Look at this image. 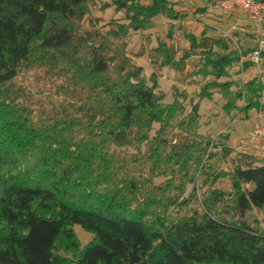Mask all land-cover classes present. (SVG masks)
<instances>
[{"label": "trees", "instance_id": "trees-1", "mask_svg": "<svg viewBox=\"0 0 264 264\" xmlns=\"http://www.w3.org/2000/svg\"><path fill=\"white\" fill-rule=\"evenodd\" d=\"M95 1L0 0V264H264L249 215L264 210V158L218 168L197 108L186 112L175 87L164 102L129 53L130 31L178 18L175 3L109 0L125 17L99 24ZM176 50L161 42L152 67L175 69ZM214 57L217 78L239 61L234 50ZM30 70L55 93L33 96L19 81ZM243 86L245 112L262 85ZM223 177L230 188L213 187ZM76 226L91 234L84 246Z\"/></svg>", "mask_w": 264, "mask_h": 264}, {"label": "rangeland", "instance_id": "rangeland-1", "mask_svg": "<svg viewBox=\"0 0 264 264\" xmlns=\"http://www.w3.org/2000/svg\"><path fill=\"white\" fill-rule=\"evenodd\" d=\"M170 1L175 3L178 18L168 20L162 16H156L146 23L143 29L130 31L128 38L130 55L133 56L136 64L143 68L145 77L153 75L158 79V86L165 93L164 102L172 101L169 90L170 85L175 83L180 88L179 92L182 93L179 100L184 104L185 111H189L191 105L197 108L199 118L196 123V131L201 137L200 139H209V144L206 146V155L215 154L212 162L218 168L228 171L231 165L240 159L247 160L248 157H252L253 160H259L264 158V152L262 151L241 154L234 152L231 148L226 151L221 149L220 142L227 143L230 146L235 143L237 138L245 134L247 129L251 127L255 119V109L258 108L249 109L245 112L240 111L247 97V94H245L247 89L243 86L242 80L239 79V61L230 64L226 76L217 78L209 74L212 70L211 64L215 58L214 54L225 53L233 49H231L232 45L224 39V41L221 40L216 44L214 41L216 38L202 37L204 32L200 33V29H208V33L220 37L221 32L229 31L227 30L228 26L225 25L224 20L216 18L215 12H211V0ZM93 4L90 8L91 15L102 20L99 24L125 17V13L118 10L109 0H96ZM185 7H206L208 12L197 16L199 12L189 13ZM161 42L171 46L174 52L177 49L178 55L185 57L184 60L174 64L173 67L176 70L170 67H161L159 64L152 67L149 56L157 57L160 54L152 50L159 47ZM225 43L227 47L223 50ZM249 68L250 66L246 70H249ZM19 81L35 97L36 91L42 92V95H44L45 93L54 94L56 90V81L49 79L40 70L24 72ZM225 82H227L225 87L219 85ZM239 93H241V96L237 97ZM232 101L237 105L236 108L228 106V103ZM157 126L155 124L154 128ZM223 155H225L224 162L221 160ZM200 176L202 175L196 174L198 178L196 186L201 183L202 178ZM228 181V177H223L213 187L228 190L230 188ZM190 190L191 187H188L184 195H188ZM206 190L205 187L197 188L196 194L201 197L202 192ZM249 215L252 224L264 230V210L252 209ZM74 231L81 246L87 244L91 234L77 226Z\"/></svg>", "mask_w": 264, "mask_h": 264}, {"label": "built area", "instance_id": "built-area-1", "mask_svg": "<svg viewBox=\"0 0 264 264\" xmlns=\"http://www.w3.org/2000/svg\"><path fill=\"white\" fill-rule=\"evenodd\" d=\"M212 7L219 11L237 10L239 14L249 21V32L254 42L253 49L242 53V46L229 32H221L220 37L232 45L234 51L239 54V79L246 82L245 62L250 63L251 75L258 79L262 85L259 97V106L255 109V119L251 125L249 134L240 136L230 148L236 153L264 152V0H214Z\"/></svg>", "mask_w": 264, "mask_h": 264}, {"label": "crops", "instance_id": "crops-1", "mask_svg": "<svg viewBox=\"0 0 264 264\" xmlns=\"http://www.w3.org/2000/svg\"><path fill=\"white\" fill-rule=\"evenodd\" d=\"M213 2H214V0L210 1V4H211L210 10H212L211 12L216 13L215 14L216 18L218 20H224L225 21V25L228 26L227 30H229V32L235 37V39L239 42V44L242 46L243 49L246 50L247 48L248 49L252 48L254 46V42H253L252 36L249 32V21L246 18L242 17L237 10L228 11V12L215 10L212 7ZM180 8L182 9V7H180ZM185 9H187L189 13H193L194 11H195V13L199 12L198 15L196 14L197 16H201L202 14L208 12L206 7H197V8L185 7ZM194 24L196 25V23H194ZM195 25H194V27H195ZM201 32L202 33L204 32L203 35L207 36V37H212V36L218 37L217 35H212V33H208L209 32L208 29L206 30V29L202 28V29H200V33ZM231 49H233V48L231 47ZM249 75H251L250 71L246 70V75H245L246 82L249 80H252L254 78V77H249ZM173 84L170 85V90H169L171 97H174L172 95V85L177 90L180 89L175 83H173ZM183 89H185V88H183ZM250 130H251V127L248 128L247 131L245 132V134L242 136L249 134Z\"/></svg>", "mask_w": 264, "mask_h": 264}]
</instances>
